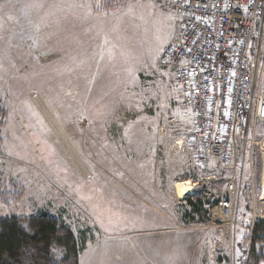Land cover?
<instances>
[{
  "label": "rangeland",
  "instance_id": "obj_1",
  "mask_svg": "<svg viewBox=\"0 0 264 264\" xmlns=\"http://www.w3.org/2000/svg\"><path fill=\"white\" fill-rule=\"evenodd\" d=\"M160 2L0 0V218L30 231L28 218L47 211L86 245L84 264H128L132 242L145 239L164 242L159 251L179 264H248L254 208L264 215L263 148L247 142L253 154L238 172L237 225L221 228L214 208L232 172L202 164L191 110L173 73L157 64L180 18ZM256 140H264V121ZM189 179L207 183L198 214L174 188Z\"/></svg>",
  "mask_w": 264,
  "mask_h": 264
},
{
  "label": "built area",
  "instance_id": "obj_2",
  "mask_svg": "<svg viewBox=\"0 0 264 264\" xmlns=\"http://www.w3.org/2000/svg\"><path fill=\"white\" fill-rule=\"evenodd\" d=\"M160 1L180 18L157 64L173 73L181 106L191 110L192 144L202 164L232 172L214 208L218 226L232 229L241 161L245 155L252 160L247 142L257 144L264 121V0ZM215 177L209 174L206 181ZM205 184L195 182L189 195L206 194ZM259 218L264 215L255 207L251 230ZM222 250L223 240L215 245L217 254Z\"/></svg>",
  "mask_w": 264,
  "mask_h": 264
},
{
  "label": "trees",
  "instance_id": "obj_3",
  "mask_svg": "<svg viewBox=\"0 0 264 264\" xmlns=\"http://www.w3.org/2000/svg\"><path fill=\"white\" fill-rule=\"evenodd\" d=\"M195 195L196 200L186 196L185 202L192 213L198 214L202 197ZM28 226L30 231L16 218H0V264H79L86 245L80 244L67 224L42 211L28 218ZM250 241L248 264H264V218L256 220ZM59 249L63 252L62 259L55 256Z\"/></svg>",
  "mask_w": 264,
  "mask_h": 264
},
{
  "label": "bare ground",
  "instance_id": "obj_4",
  "mask_svg": "<svg viewBox=\"0 0 264 264\" xmlns=\"http://www.w3.org/2000/svg\"><path fill=\"white\" fill-rule=\"evenodd\" d=\"M36 102H37L38 106L41 108V110L43 111V113L45 114V116L47 117V119L49 120V122L51 123L54 130L57 132V134L60 136L62 141L68 147L67 149L70 151L72 157L80 165V167H82L85 170L86 166L83 164L78 151L76 150V148L73 146V144L69 140L65 131L62 129V127H60L58 121L55 119L52 112L49 110V108L45 104V102L41 98L36 99ZM257 144L261 145L263 148V152H262L263 164H262V180H261V183H262V196L264 198V140H262V142L257 141ZM174 188H175L177 196L179 198L183 199L187 195L193 193L192 191L194 189V185L190 181V179L189 180H179V181L175 182Z\"/></svg>",
  "mask_w": 264,
  "mask_h": 264
},
{
  "label": "crops",
  "instance_id": "obj_5",
  "mask_svg": "<svg viewBox=\"0 0 264 264\" xmlns=\"http://www.w3.org/2000/svg\"><path fill=\"white\" fill-rule=\"evenodd\" d=\"M132 251L134 252V256L130 257L127 262L128 264H179V261L177 260H170L169 258H166L165 251L160 252L158 248L165 249L166 245L164 242L160 244V241H157L156 243L152 241V243L148 240H134L132 242ZM135 250H138L139 252L135 253ZM85 259V258H83ZM82 257L79 259V264L83 263ZM169 259V260H168ZM103 264L110 263L112 264V260H109L108 258H102L101 259ZM115 261H118L119 259H114ZM176 261V262H175Z\"/></svg>",
  "mask_w": 264,
  "mask_h": 264
}]
</instances>
